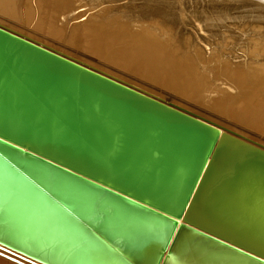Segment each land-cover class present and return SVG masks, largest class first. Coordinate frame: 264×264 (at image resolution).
Listing matches in <instances>:
<instances>
[{
  "label": "water",
  "instance_id": "95a60500",
  "mask_svg": "<svg viewBox=\"0 0 264 264\" xmlns=\"http://www.w3.org/2000/svg\"><path fill=\"white\" fill-rule=\"evenodd\" d=\"M0 256L264 264V146L0 23Z\"/></svg>",
  "mask_w": 264,
  "mask_h": 264
},
{
  "label": "rangeland",
  "instance_id": "374dc122",
  "mask_svg": "<svg viewBox=\"0 0 264 264\" xmlns=\"http://www.w3.org/2000/svg\"><path fill=\"white\" fill-rule=\"evenodd\" d=\"M0 23L264 145V0H0Z\"/></svg>",
  "mask_w": 264,
  "mask_h": 264
},
{
  "label": "bare ground",
  "instance_id": "6f19581e",
  "mask_svg": "<svg viewBox=\"0 0 264 264\" xmlns=\"http://www.w3.org/2000/svg\"><path fill=\"white\" fill-rule=\"evenodd\" d=\"M41 43V42H40ZM72 57V56H71ZM73 58H75V57H73ZM85 63V62H84ZM87 64V63H86ZM109 72H110V70H109ZM115 73V72H114ZM113 74V73H112ZM200 116V115H199ZM208 116V115H207ZM202 117V116H201ZM204 118V117H203ZM206 119V118H205ZM211 120V119H210ZM221 126V125H220ZM224 126V125H223ZM222 126V127H223ZM264 146V145H263ZM1 257V256H0ZM1 258H3V257H1ZM3 259H5V258H3ZM2 260V259H1ZM1 260H0V264H3V261L1 262ZM5 260H7V259H5ZM7 261H9V262H11L10 260H7ZM12 263H14V262H12ZM7 264V263H6ZM14 264H16V263H14Z\"/></svg>",
  "mask_w": 264,
  "mask_h": 264
}]
</instances>
